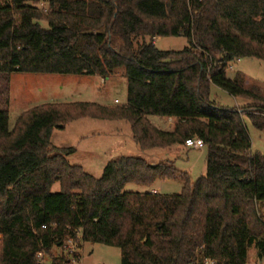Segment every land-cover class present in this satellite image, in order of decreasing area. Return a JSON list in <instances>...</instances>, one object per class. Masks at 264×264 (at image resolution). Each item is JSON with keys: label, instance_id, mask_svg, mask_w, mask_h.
I'll use <instances>...</instances> for the list:
<instances>
[{"label": "trees", "instance_id": "obj_1", "mask_svg": "<svg viewBox=\"0 0 264 264\" xmlns=\"http://www.w3.org/2000/svg\"><path fill=\"white\" fill-rule=\"evenodd\" d=\"M159 37L188 44L160 50ZM244 58L264 62V0H0V73L119 72L127 81L125 104L43 103L12 129L0 109V264H39V251L70 264L52 254L69 239L117 247L120 264H248L250 246L264 261V153L251 151L243 122L247 114L264 129V98L240 72L226 76ZM212 86L255 112L217 104ZM148 116L173 118V127ZM85 117L126 121L141 150L200 138L205 174L191 181L170 161L119 155L95 178L67 161L73 148L51 143L55 128ZM157 180L181 190L124 191Z\"/></svg>", "mask_w": 264, "mask_h": 264}, {"label": "rangeland", "instance_id": "obj_2", "mask_svg": "<svg viewBox=\"0 0 264 264\" xmlns=\"http://www.w3.org/2000/svg\"><path fill=\"white\" fill-rule=\"evenodd\" d=\"M160 50H181L187 46L185 37H159L154 39ZM240 72L246 87L259 90L264 98V62L255 58H244L231 63L226 76L232 78ZM210 99L227 107H239L255 112L252 101L229 95L227 92L211 87ZM93 102L101 105L125 104L127 101V81L117 72L106 78L99 75H63L13 72L0 73V109L8 112V128L12 129L19 115L25 110L43 103L51 102ZM152 124L165 120L160 116H148ZM251 151L264 153V129L253 126L247 114H243ZM51 143L61 148H73L66 156L70 164L83 167L85 172L95 178L102 175L103 168L111 156L116 154L142 157L146 160L157 155L159 149L141 150L134 142L129 124L124 120H100L90 117L67 123L63 128H55ZM180 148L177 155L168 159L179 171H185L194 181L206 171V148ZM161 160V159H160ZM182 183L177 180H157L151 187L129 183L124 191H148L175 194L180 192ZM59 191L54 183L52 192ZM62 249H54L52 254H60ZM80 261L77 264H120V249L99 243H83L78 250ZM48 261L49 258L45 257ZM248 264H264L256 259L255 248H248Z\"/></svg>", "mask_w": 264, "mask_h": 264}, {"label": "built area", "instance_id": "obj_3", "mask_svg": "<svg viewBox=\"0 0 264 264\" xmlns=\"http://www.w3.org/2000/svg\"><path fill=\"white\" fill-rule=\"evenodd\" d=\"M228 68H231V66H228ZM184 145L187 147H195V148H203L204 144L203 141L200 138L197 137H189L184 141ZM257 215L261 217L264 215V206L259 207L257 209ZM63 252L69 256L70 258V264H76L80 261V256L76 257L75 254L78 253V250L80 249L77 242H74L73 240L69 239L66 242L63 243L62 248ZM43 251H39L36 254V258L39 264H51L46 258ZM200 264H216L214 260L211 259H204L202 263Z\"/></svg>", "mask_w": 264, "mask_h": 264}, {"label": "crops", "instance_id": "obj_4", "mask_svg": "<svg viewBox=\"0 0 264 264\" xmlns=\"http://www.w3.org/2000/svg\"><path fill=\"white\" fill-rule=\"evenodd\" d=\"M165 120H166V122L164 120H160L157 125L156 124H153V125L156 126L159 129H162V130H171L172 127H173V118H165ZM181 147H183L185 149L191 148V147H187L185 145H182ZM179 152H180V148L178 146H171V147H168V148L159 149L158 153H156L157 155H153V153H152L147 161L149 163L153 164V165L157 164L159 162H165V161H170L171 162V160L168 159V158L171 155L179 154ZM119 155H123V154H116V156H119ZM116 156H111V157L115 158ZM150 191H155V190L151 188Z\"/></svg>", "mask_w": 264, "mask_h": 264}]
</instances>
